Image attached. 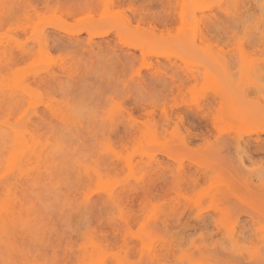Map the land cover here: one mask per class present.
<instances>
[{"label":"rangeland","instance_id":"374dc122","mask_svg":"<svg viewBox=\"0 0 264 264\" xmlns=\"http://www.w3.org/2000/svg\"><path fill=\"white\" fill-rule=\"evenodd\" d=\"M0 264H264V0H0Z\"/></svg>","mask_w":264,"mask_h":264},{"label":"bare ground","instance_id":"6f19581e","mask_svg":"<svg viewBox=\"0 0 264 264\" xmlns=\"http://www.w3.org/2000/svg\"><path fill=\"white\" fill-rule=\"evenodd\" d=\"M113 14V13H112ZM136 36V35H135ZM193 41H194V39H193ZM260 132V131H259Z\"/></svg>","mask_w":264,"mask_h":264}]
</instances>
